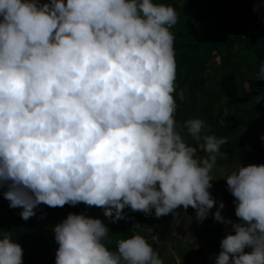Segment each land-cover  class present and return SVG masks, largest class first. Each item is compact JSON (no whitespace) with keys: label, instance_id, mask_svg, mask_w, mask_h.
I'll list each match as a JSON object with an SVG mask.
<instances>
[{"label":"clouds","instance_id":"obj_1","mask_svg":"<svg viewBox=\"0 0 264 264\" xmlns=\"http://www.w3.org/2000/svg\"><path fill=\"white\" fill-rule=\"evenodd\" d=\"M177 21L173 6L154 0H0V186L22 219L41 203L95 206L112 223L125 207L157 218L192 207L197 221L207 218L210 173L227 139L202 135L199 118L178 130ZM184 129L203 141L204 157ZM224 179L241 223L219 204L214 219L235 234L215 264H264V164ZM53 231L55 264H163L139 234L110 250L99 218L70 213ZM0 264H23L11 231L0 230Z\"/></svg>","mask_w":264,"mask_h":264},{"label":"trees","instance_id":"obj_2","mask_svg":"<svg viewBox=\"0 0 264 264\" xmlns=\"http://www.w3.org/2000/svg\"><path fill=\"white\" fill-rule=\"evenodd\" d=\"M154 2L173 6L178 15L176 25L170 29L174 35L178 130L186 120L199 118L206 125L202 135L227 139L210 173L214 180L209 192L216 203L225 205V219L241 223L235 215V197L224 178L240 165L264 164V80L256 79L264 65V0ZM182 134L187 144L197 148L198 157L206 155L199 147L202 140H193L186 129ZM5 191L6 183L0 186V230L11 231L12 239L20 244L23 264H55L59 245L53 228L70 213L106 223L110 233L104 242L112 251L117 241L142 235L163 264H215L222 239L235 234L231 224L214 219V207L203 222L197 221L192 207H181L159 218L154 209L146 215L125 207V219L112 223L103 215V209L95 206L77 203L49 207L41 203L34 209L35 215L24 220L20 215L23 209L11 208ZM182 222L186 232L194 231L198 249L174 234ZM251 251L245 248V252Z\"/></svg>","mask_w":264,"mask_h":264},{"label":"rangeland","instance_id":"obj_3","mask_svg":"<svg viewBox=\"0 0 264 264\" xmlns=\"http://www.w3.org/2000/svg\"><path fill=\"white\" fill-rule=\"evenodd\" d=\"M221 202H217L214 206V210L216 212L217 208L219 207V204ZM224 208L221 210V214L224 215ZM188 223H190V221H188ZM184 222L180 223L178 226V228L176 230H174V234L179 238V240L183 243H187L190 244L192 249H198L199 245L196 242V237L194 235V231L193 230H189V231H185L184 229ZM227 225H225L224 228H226Z\"/></svg>","mask_w":264,"mask_h":264}]
</instances>
